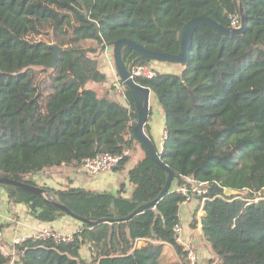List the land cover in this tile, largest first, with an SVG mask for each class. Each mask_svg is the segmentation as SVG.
<instances>
[{"label":"trees","instance_id":"16d2710c","mask_svg":"<svg viewBox=\"0 0 264 264\" xmlns=\"http://www.w3.org/2000/svg\"><path fill=\"white\" fill-rule=\"evenodd\" d=\"M243 3L242 36L225 37L201 26L187 66L174 65L181 70L157 72L151 80L135 78L164 110L162 151L155 146L176 178L155 207L127 219L159 197L169 173L134 135L138 113L130 90L120 88L123 104L111 88L100 96L91 87L107 82L99 59L104 45L127 38L177 54L178 34L195 17L226 27L232 18L241 23L238 1L0 0V177L41 187L45 196L0 187L10 203L25 205L40 222L69 217L80 223L71 241H20L14 264H187L175 228L180 206L190 198H198L205 211L204 217L195 216L193 227L202 225L212 255L207 264H264V0ZM52 46L62 52L56 68L47 69ZM124 62L129 68L153 63L131 50ZM145 132L149 135L148 125ZM138 146L143 154L128 174L130 196L124 187L113 194L55 189L31 179L62 166L78 169L84 160L105 154L122 157L114 170L122 172ZM200 184L206 193L194 194ZM226 189L241 194L226 196ZM61 206L81 219L102 222L91 226ZM167 246L175 261L163 262ZM85 247L91 261L82 255ZM11 263L0 246V264Z\"/></svg>","mask_w":264,"mask_h":264},{"label":"crops","instance_id":"0c3cea01","mask_svg":"<svg viewBox=\"0 0 264 264\" xmlns=\"http://www.w3.org/2000/svg\"><path fill=\"white\" fill-rule=\"evenodd\" d=\"M111 50V48H107L105 53L99 58L101 61L100 68L102 72L107 75V82L104 85L106 88H109L107 86L109 82L115 83V78L117 76L107 65L109 59L108 55ZM175 68H177L174 70L176 72L181 70L180 67ZM120 95L121 96L118 97V100L125 104L126 98L124 93ZM151 95L154 96V100L151 99V111L147 123L148 133L152 137L154 144L162 151L166 137V118L165 113L160 111L161 106L155 101V95L153 93ZM142 154V149L138 146L137 150L132 154V158L126 169L122 172L112 171L93 177L88 175L82 166L78 169L69 166H62L59 169L46 170L33 176L31 179L40 186H48L55 189L79 187L97 192H110L113 194L117 193L122 187H124V195L130 196L133 187L129 183L128 174L141 159ZM64 179L68 180V184L64 183ZM198 206L200 209L196 215ZM195 216L200 219L205 216V211L198 198H190L180 206L179 210L180 227L182 228L179 243L185 248V250L187 248H194L199 256L198 263L207 264L212 257L211 250L206 246L201 223L199 222L193 227ZM79 227L80 223L69 217L62 218L53 224H46L36 220L29 214L25 205H14L10 203L7 192L0 187V246L3 254L6 257L12 258L11 264H14V261L17 260V256H15L14 253V245L17 241L32 238L43 230H53L62 235H73ZM83 250H86L85 256L90 259L86 260L91 261L88 248L85 247L82 249V255L84 254ZM168 252L171 254V257L174 256L173 258L176 259L172 247H166L164 254L166 255Z\"/></svg>","mask_w":264,"mask_h":264},{"label":"water","instance_id":"95a60500","mask_svg":"<svg viewBox=\"0 0 264 264\" xmlns=\"http://www.w3.org/2000/svg\"><path fill=\"white\" fill-rule=\"evenodd\" d=\"M237 1L241 11L240 27L238 28L226 27L209 17H195L189 20L187 23H185V25L181 28L178 34L179 51L177 54L152 51L142 46L141 44L127 38L117 40L112 46L104 45V48L106 47L111 48L113 51L116 70L121 80L120 84L117 85V87L120 88V86H122L124 88H128L133 96L136 110L138 113V123L134 129V135L136 139L138 140L140 145L149 153V155L157 163V165L169 173L167 184L163 189L162 193L159 195V197L153 202L139 207L127 219H130L136 214H139L149 208L155 207L157 203L160 200H162L166 196V194L170 191L176 176L174 171H172L162 163L155 144L145 132V128L150 117L152 91L150 88L138 84L135 81V79L131 76L130 68L124 62V56L126 52L128 50H131L133 55L141 56L153 62L185 67L190 62L193 35L199 27L208 26L216 34L231 38L240 37L245 33L247 28L245 7L243 0H237ZM52 48L54 49V56L52 62L46 66L47 69L56 68L57 60L60 56V53L62 52V48L59 46H52ZM0 185L12 186L16 189L31 192L39 196H45V190L42 189L41 187H36L25 183H19L17 181L3 177H0ZM240 194L241 193L237 190L226 189L225 191L226 196H235ZM61 209H63L65 212H67L70 216L74 217L75 219H78L84 223H88L91 226H95L102 222V221L89 222L85 219H81L79 217L74 216L66 207L61 206Z\"/></svg>","mask_w":264,"mask_h":264},{"label":"built area","instance_id":"2783aa9c","mask_svg":"<svg viewBox=\"0 0 264 264\" xmlns=\"http://www.w3.org/2000/svg\"><path fill=\"white\" fill-rule=\"evenodd\" d=\"M240 25H241L240 21L232 18V26H231L232 28H238L240 27ZM130 71H131V76L134 79L139 77V78L151 80L157 74V71L151 64L133 65L130 67ZM121 160H122V157L117 156V155H111V154L98 155L94 158H88L84 160L82 164V168L88 175L94 177L102 173L114 171L120 164ZM180 191L183 194H187L188 192V190L186 189H180ZM192 192L197 195H203L206 193V190L204 189V185L200 184L198 186H195ZM175 232L178 234V242H179V238L182 232V228L180 227V225L176 226ZM32 238H34L35 240L54 239L58 242H62V241L73 240V235H62L59 232H56L53 230H43ZM18 243H20V241H17L15 245ZM186 251H187V257H186L187 264H198L199 256H198L197 251L194 248H187ZM14 253L16 256L15 250H14Z\"/></svg>","mask_w":264,"mask_h":264},{"label":"rangeland","instance_id":"374dc122","mask_svg":"<svg viewBox=\"0 0 264 264\" xmlns=\"http://www.w3.org/2000/svg\"><path fill=\"white\" fill-rule=\"evenodd\" d=\"M40 39L46 40L48 42H51L48 39L47 36H42V37H40ZM88 45H91V44H88ZM108 57H109V59H108V64L107 65L117 75L116 78H115V83L109 82L108 85H107L109 88H106V86H104L105 84H91V87L94 88L100 94V96H103L108 91V89L110 90V88H111L110 93H111L112 97L118 99V97L121 96L120 94H122L123 91L121 90L122 89L121 88L122 86H120L121 89L118 87L119 88L118 91H114L112 89L113 85H116L117 86L121 82L120 77H119V75L117 73V70H116V66H115L114 57H113V51L112 50L110 51ZM151 65L155 68V70L157 72H175L174 70L177 69L175 67H178V66H174V65H171V64H164V63H159V62H153V63H151ZM151 99L154 100V96L151 95ZM160 111H162L164 113V110L162 108L160 109ZM63 181H64V183L68 184V182H67L68 180H65L64 179ZM83 251H84L83 252L84 253L83 254L84 259L90 260L87 256H85L86 250H83ZM173 257L174 256L171 257V254L168 252V253H166V255L164 257L163 262H172V261H175V258H173Z\"/></svg>","mask_w":264,"mask_h":264}]
</instances>
